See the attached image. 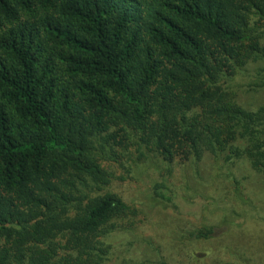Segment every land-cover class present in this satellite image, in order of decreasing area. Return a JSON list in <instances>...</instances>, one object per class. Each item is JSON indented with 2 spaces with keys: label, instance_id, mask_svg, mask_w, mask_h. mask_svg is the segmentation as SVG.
<instances>
[{
  "label": "trees",
  "instance_id": "trees-1",
  "mask_svg": "<svg viewBox=\"0 0 264 264\" xmlns=\"http://www.w3.org/2000/svg\"><path fill=\"white\" fill-rule=\"evenodd\" d=\"M250 66L264 87V0H0V264H107L136 216L111 166L208 155L264 177Z\"/></svg>",
  "mask_w": 264,
  "mask_h": 264
},
{
  "label": "rangeland",
  "instance_id": "rangeland-1",
  "mask_svg": "<svg viewBox=\"0 0 264 264\" xmlns=\"http://www.w3.org/2000/svg\"><path fill=\"white\" fill-rule=\"evenodd\" d=\"M254 83L250 66L237 80V102L255 111L264 105V87ZM109 170L115 179L108 192L136 216L104 240L107 264H264V177L247 160L227 164L206 155L168 165L154 158L131 171ZM161 183L169 188L163 192L175 196L169 203L156 195ZM205 225L213 227L209 240L189 239V232Z\"/></svg>",
  "mask_w": 264,
  "mask_h": 264
}]
</instances>
